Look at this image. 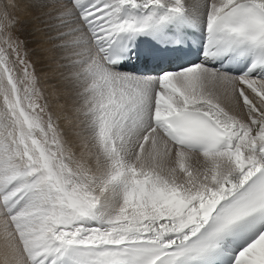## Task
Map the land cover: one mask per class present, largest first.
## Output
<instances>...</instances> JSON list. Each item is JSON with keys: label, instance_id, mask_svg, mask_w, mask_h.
Segmentation results:
<instances>
[{"label": "snow or ice", "instance_id": "snow-or-ice-1", "mask_svg": "<svg viewBox=\"0 0 264 264\" xmlns=\"http://www.w3.org/2000/svg\"><path fill=\"white\" fill-rule=\"evenodd\" d=\"M0 264H264V0H0Z\"/></svg>", "mask_w": 264, "mask_h": 264}, {"label": "rangeland", "instance_id": "rangeland-1", "mask_svg": "<svg viewBox=\"0 0 264 264\" xmlns=\"http://www.w3.org/2000/svg\"><path fill=\"white\" fill-rule=\"evenodd\" d=\"M36 14L37 9L35 8H29L27 11L18 12L21 20L26 21L24 24V31L21 33V35L27 41V47L30 50V59L34 61L36 72L41 76L43 81L45 76L44 72L47 73V71H42V63H40L41 60L39 57L43 53L44 49H51L52 39H49V37L52 35V33L46 30L44 26L39 23V21L34 19ZM32 37L33 40H31ZM54 57H56L54 59L56 64V62H58L59 53L57 55L55 53ZM49 58L52 59L51 53L49 54Z\"/></svg>", "mask_w": 264, "mask_h": 264}, {"label": "bare ground", "instance_id": "bare-ground-1", "mask_svg": "<svg viewBox=\"0 0 264 264\" xmlns=\"http://www.w3.org/2000/svg\"><path fill=\"white\" fill-rule=\"evenodd\" d=\"M190 2H195V0H190ZM30 34V33H29ZM29 38V37H28ZM31 40H33V37L31 38ZM58 43V41H56V40H52L51 41V49H44L43 50V53L41 54V56L39 57L40 58V60H41V62L40 63H42V71H47V73L46 72H44V75H46V74H49V73H51L52 72V70L55 68V66H56V64H55V58L56 57H54V55H55V53H56V55L59 53V55H60V50L59 49H57V48H55L54 47V45L55 44H57ZM54 48H53V47ZM55 53H54V52ZM51 53V55H52V59H50L49 58V54ZM57 63V62H56ZM46 73V74H45Z\"/></svg>", "mask_w": 264, "mask_h": 264}]
</instances>
